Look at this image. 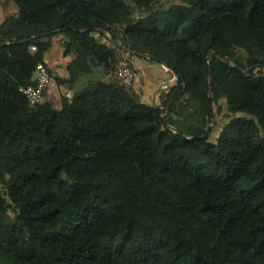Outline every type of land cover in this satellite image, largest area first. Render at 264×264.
Segmentation results:
<instances>
[{
  "label": "trees",
  "instance_id": "trees-1",
  "mask_svg": "<svg viewBox=\"0 0 264 264\" xmlns=\"http://www.w3.org/2000/svg\"><path fill=\"white\" fill-rule=\"evenodd\" d=\"M14 1L0 24V264H264V0ZM96 32L178 74L160 96L177 133L116 81L61 109L20 90L55 34L74 72L113 70L120 53ZM221 99L230 120L201 138Z\"/></svg>",
  "mask_w": 264,
  "mask_h": 264
},
{
  "label": "crops",
  "instance_id": "crops-1",
  "mask_svg": "<svg viewBox=\"0 0 264 264\" xmlns=\"http://www.w3.org/2000/svg\"><path fill=\"white\" fill-rule=\"evenodd\" d=\"M18 10L14 0L0 1V24ZM63 38V34H55L52 37V45L44 54V61L50 68L52 80L42 101L51 102L56 109H61L66 99H71L77 91L91 81H113L111 67L105 64H92L88 72L76 70L74 72L72 67L76 54L67 51ZM132 60L135 82L130 91L144 104L161 105V93L176 85L178 77L169 66L152 58L135 55ZM212 132L211 136H214Z\"/></svg>",
  "mask_w": 264,
  "mask_h": 264
},
{
  "label": "built area",
  "instance_id": "built-area-1",
  "mask_svg": "<svg viewBox=\"0 0 264 264\" xmlns=\"http://www.w3.org/2000/svg\"><path fill=\"white\" fill-rule=\"evenodd\" d=\"M103 42H110V36L107 34L105 37H101L99 32L95 33ZM35 50V47H32ZM113 79L119 84L130 88L134 85L135 71L132 67L131 58L129 54L121 56L115 64V68L112 71ZM52 80L49 66L44 62H39L36 65L35 72L33 74V83L28 86H22L20 90L28 97L32 104L41 102L43 95Z\"/></svg>",
  "mask_w": 264,
  "mask_h": 264
},
{
  "label": "water",
  "instance_id": "water-1",
  "mask_svg": "<svg viewBox=\"0 0 264 264\" xmlns=\"http://www.w3.org/2000/svg\"><path fill=\"white\" fill-rule=\"evenodd\" d=\"M177 2L180 3L179 0H177ZM35 37H36V36H34V37H32V38H35ZM30 40H31V38H28V39L22 40L21 42H28V41H30ZM16 42H19V41H14L13 43H16ZM113 42H114V44H116L118 47L122 48V50L125 51V52H127V53L134 54V55H138V56H140V57L152 58V59H155V60L160 61V62L164 63L165 65H167V64H166L165 62H163L159 57L151 56V55H149V54H147V53H141V52H138V51H136V50H134V49H131V48L125 47V46L121 45L120 43H118V42L115 41V40H113ZM9 44H10V42H2V43H0V46H5V45H9ZM211 57H212V58H220V59H223V60L225 59L224 56L218 55V54H216V53H212V56H211ZM207 64H208V60H207ZM237 68H238L239 72H241L243 75H246V76H250V75H251L250 73H248V71L244 70L243 68H241V67H237ZM209 72H210V71H209V67H208V68H207V74H208V75H209ZM174 73H175V75L178 77V74H177L176 72H174ZM207 103H208V105H207V110H208V106L210 105V99L207 101ZM156 106H157V108L159 109V118H160V121H161L163 127H164L165 129L169 130V131H172V132H176V133H177L176 128H175L173 125H171L170 123H168V122L166 121V119L164 118V116H163V114H162L161 106L158 105V104H157ZM179 134H180V133H179ZM181 135H183V134H181ZM209 135H210V127H209V125L207 124L206 131H205V133L201 136V138H204V139L209 138ZM184 137H186V136H184Z\"/></svg>",
  "mask_w": 264,
  "mask_h": 264
},
{
  "label": "rangeland",
  "instance_id": "rangeland-1",
  "mask_svg": "<svg viewBox=\"0 0 264 264\" xmlns=\"http://www.w3.org/2000/svg\"><path fill=\"white\" fill-rule=\"evenodd\" d=\"M220 105H221L220 109L215 104L212 105L214 107V111L211 116L210 127H211V131H213L212 134L214 136L209 137L212 141L217 139L219 131H221V128L224 126V124H226L231 118L227 110V103L225 99L220 100Z\"/></svg>",
  "mask_w": 264,
  "mask_h": 264
},
{
  "label": "clouds",
  "instance_id": "clouds-1",
  "mask_svg": "<svg viewBox=\"0 0 264 264\" xmlns=\"http://www.w3.org/2000/svg\"><path fill=\"white\" fill-rule=\"evenodd\" d=\"M103 37H105V36H103ZM110 38V42L109 43H107V42H104V43H107L108 45H110V46H112V47H116L117 48V50H118V52L120 53V57L121 56H123V55H125V54H129V57L131 58V62H132V67H133V60H132V57L133 56H135L134 54H130V53H127V52H125V51H123L122 50V48H120V47H118L116 44H114V42H113V40H111V37H109ZM100 40V39H99ZM101 41V40H100ZM101 42H103V41H101ZM33 47V46H32ZM32 47H31V51H35L36 50V47H35V50H32ZM126 47V46H125ZM129 48V47H128ZM131 55H132V57H131ZM136 56H138V55H136ZM152 56V55H151ZM155 60V59H154ZM45 63V62H44ZM47 64V63H46ZM48 65V64H47ZM168 66V65H167ZM133 69H134V67H133ZM172 69V68H171ZM112 71L113 70H111V75H112ZM135 71V70H134ZM174 71V70H173ZM247 71V70H246ZM51 72V71H50ZM175 72V71H174ZM249 73V72H248ZM264 74V73H263ZM113 81H115L114 79H113ZM135 82V81H134ZM131 88V87H130ZM130 88H129V90H130ZM156 106V105H155ZM161 106V105H160ZM157 107V106H156ZM163 109V107L161 106V110ZM163 114V113H162ZM164 116V115H163ZM211 123V122H210ZM210 123H208V125H209V127H210ZM222 129V128H221ZM222 131V130H221ZM221 133V132H220ZM211 136V127H210V135H209V137Z\"/></svg>",
  "mask_w": 264,
  "mask_h": 264
}]
</instances>
